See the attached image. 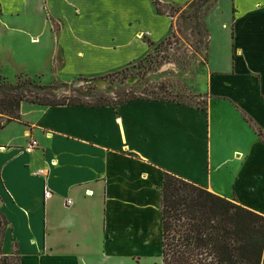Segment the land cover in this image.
I'll return each mask as SVG.
<instances>
[{
    "label": "crops",
    "instance_id": "1",
    "mask_svg": "<svg viewBox=\"0 0 264 264\" xmlns=\"http://www.w3.org/2000/svg\"><path fill=\"white\" fill-rule=\"evenodd\" d=\"M34 1L46 15L41 30L0 25L6 79L115 73L173 29V18L158 15L152 0ZM218 9L222 65H210V39L205 88L193 91L205 108L147 100L100 108L21 104L20 120L0 130L2 256H17L18 264H162L166 173L264 216V143L243 116L264 133V0H222ZM30 140L39 146L27 154Z\"/></svg>",
    "mask_w": 264,
    "mask_h": 264
},
{
    "label": "trees",
    "instance_id": "2",
    "mask_svg": "<svg viewBox=\"0 0 264 264\" xmlns=\"http://www.w3.org/2000/svg\"><path fill=\"white\" fill-rule=\"evenodd\" d=\"M199 1L209 2H192ZM152 3L158 15H166L163 4L157 0H152ZM83 79L96 81L95 78ZM61 87L68 89V84L41 87L23 77H18L17 83L12 84L0 76V130L10 122L20 120V106L24 102L38 106L91 108L117 107L136 100L176 102L163 97L140 98L135 92L127 90L113 98L96 87L86 93L71 87L70 94L57 95L56 91ZM159 90L167 94L163 86ZM151 93L157 95L154 91ZM243 116L264 143L262 130L246 115ZM161 215L162 264H262L264 216L234 200L220 197L202 186L166 173L161 189ZM6 225V218L0 210V264L10 261L18 264L17 256L6 257L1 254Z\"/></svg>",
    "mask_w": 264,
    "mask_h": 264
},
{
    "label": "rangeland",
    "instance_id": "3",
    "mask_svg": "<svg viewBox=\"0 0 264 264\" xmlns=\"http://www.w3.org/2000/svg\"><path fill=\"white\" fill-rule=\"evenodd\" d=\"M25 2V8L24 4ZM34 0H0V25L12 26L33 24L36 29H42L46 15L40 16L34 8ZM222 0H209L191 2L186 5H166L164 11L173 18L172 32L161 42L150 46V53L143 59L131 63L119 74L111 77H95L96 81L84 80V77H76L68 82L56 80L49 81L46 75L42 79L24 75L9 77V83L16 84L18 77L28 78L36 86H53L68 84V89L59 88L57 95L70 94L73 89H81L84 93L96 87L115 98L123 90L133 91L140 98L153 99L155 97L172 99L179 103L204 107L205 100L202 95L193 91L205 88V75L202 72L208 59L209 42L212 39L213 47L209 53L210 65L218 68L220 64L219 43L224 41L226 33L222 27L224 19H219V7ZM225 3L223 4V6ZM27 11V17H22V12ZM21 16H18V15ZM221 15V14H219ZM52 31L57 30L56 21H49ZM209 28V29H208ZM209 30L212 32L210 37ZM5 40L12 41V36L6 35ZM21 38L15 39L22 43ZM220 43V44H221ZM219 52V53H218ZM32 63H30L31 66ZM6 72L10 75V70ZM112 74V73H110ZM1 77H3L0 74ZM4 78V77H3ZM91 79V78H86ZM24 80V79H23ZM163 86L167 94H163L159 87ZM196 88V89H195ZM151 91L157 93L152 94ZM14 257V256H12ZM8 264H17L10 261Z\"/></svg>",
    "mask_w": 264,
    "mask_h": 264
},
{
    "label": "built area",
    "instance_id": "4",
    "mask_svg": "<svg viewBox=\"0 0 264 264\" xmlns=\"http://www.w3.org/2000/svg\"><path fill=\"white\" fill-rule=\"evenodd\" d=\"M39 144L37 140H30V142L27 144V146L24 148L25 153L29 154L36 150L38 148ZM45 170H39L36 174L38 175H45ZM51 196V193L49 191H46L44 193V198H49ZM73 202L71 200H67V205L71 206Z\"/></svg>",
    "mask_w": 264,
    "mask_h": 264
}]
</instances>
